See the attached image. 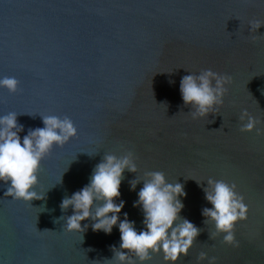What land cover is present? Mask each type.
I'll return each mask as SVG.
<instances>
[{
    "label": "water",
    "instance_id": "95a60500",
    "mask_svg": "<svg viewBox=\"0 0 264 264\" xmlns=\"http://www.w3.org/2000/svg\"><path fill=\"white\" fill-rule=\"evenodd\" d=\"M250 20L264 23V0H0V79L19 82L15 93L0 88V115L17 113L21 138L44 116L77 129L40 163L36 190L51 188L45 200L13 199L0 182V264H115L118 228L93 232L86 220L84 233L67 231L60 218L72 209L59 205L89 183L104 155L128 152L138 170L124 173L121 219L127 213L143 228L133 207L143 183L131 191L130 182L161 171L184 185L180 215L201 230L177 264H197L201 251L217 264H264V25L251 33ZM207 69L231 78L228 91L193 119L180 80ZM244 109L259 135L239 130ZM209 178L235 183L249 206L234 228L238 246L201 215L211 207L202 190ZM144 264H165L163 254Z\"/></svg>",
    "mask_w": 264,
    "mask_h": 264
},
{
    "label": "clouds",
    "instance_id": "9594fccd",
    "mask_svg": "<svg viewBox=\"0 0 264 264\" xmlns=\"http://www.w3.org/2000/svg\"><path fill=\"white\" fill-rule=\"evenodd\" d=\"M262 25L264 23L259 20H250L248 24L251 33H256ZM230 80V77L211 69L181 78V98L185 106H191L193 119L207 117L223 104L228 91L225 85ZM18 83L14 77H4L0 79V88L15 93ZM239 121L242 133L253 130L257 135L261 133L256 127L259 121L247 109L241 111ZM42 123L43 127L31 129L21 138L19 133L24 128L18 124L17 113L0 115V182L7 185L5 194L13 199L45 200L51 188L43 193L36 190L40 163L54 146H63L77 135V129L67 117L44 116ZM137 170L131 152L121 156L104 155L94 167L89 183L61 200L62 212L72 209L70 216L60 218L65 220L64 229L84 233L89 228V224L82 226L86 220L92 221L93 232L102 231L106 235L117 227L120 244L118 248L112 246L113 257L109 260L115 264H144L153 253H162L165 264H177L182 255H188L201 231L180 215L184 208L182 198L187 196L184 185L168 182L161 171H148L143 178L131 181V191H136L137 185L143 183L137 192L138 199L133 203V207L140 208L143 213V228L138 231L127 213L123 214V219L120 216L125 207V201L120 199L124 173H136ZM206 185L202 190L211 207L202 209L205 223L212 221L216 233L223 234L224 243L238 246L234 228L238 221L247 220L249 211L244 196L238 193L235 183L209 178ZM205 260L208 264H217L216 257H209L207 252L201 251L197 264Z\"/></svg>",
    "mask_w": 264,
    "mask_h": 264
}]
</instances>
